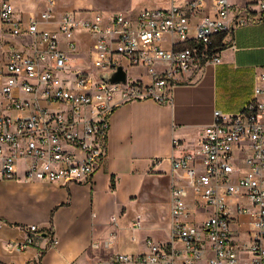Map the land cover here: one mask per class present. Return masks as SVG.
I'll use <instances>...</instances> for the list:
<instances>
[{"label":"built area","instance_id":"built-area-1","mask_svg":"<svg viewBox=\"0 0 264 264\" xmlns=\"http://www.w3.org/2000/svg\"><path fill=\"white\" fill-rule=\"evenodd\" d=\"M54 5L46 0L38 17L25 18L0 0V180L89 184L106 161L110 117L118 105H171L176 85L221 62L222 51L210 48L213 36L264 22V0H169L166 7L107 17L65 11L59 19ZM76 31L94 38L92 59L80 71L66 64L76 50ZM24 36L27 49L21 50L13 40ZM127 65L142 68L147 80L128 76ZM119 66L126 71L124 83L108 84L87 71ZM256 83L238 112L213 110L194 148L172 139L167 238L144 237L139 252L107 253L93 264H264V67ZM241 215L249 232L239 244L231 230H241ZM110 224L114 230L92 241V251L113 246L117 217ZM141 227L135 217L129 229ZM21 229L24 238L4 241L6 251L24 252L43 234L47 248L57 244L51 230ZM42 253L36 252L34 263Z\"/></svg>","mask_w":264,"mask_h":264},{"label":"crops","instance_id":"crops-1","mask_svg":"<svg viewBox=\"0 0 264 264\" xmlns=\"http://www.w3.org/2000/svg\"><path fill=\"white\" fill-rule=\"evenodd\" d=\"M227 40L221 62L206 65L190 82L176 85L171 105L143 100L114 109L107 158L93 174L91 184L0 180V264H93L107 253H126L119 250L121 237L124 230H130L135 217L142 220L140 230H167L168 223L161 224L163 216L152 215L149 210L159 204V188L167 186V198L169 195L172 139L185 148H194L214 109L233 114L252 98L256 75L264 67V54H260L264 51V22L239 28ZM13 41L21 50L27 49L26 36ZM136 77L147 80L143 74ZM154 160L160 161L153 164ZM165 206L168 212V202ZM111 216L117 217L120 230L113 246L92 251V241L101 242L114 230ZM29 225L51 230L56 246L47 248L48 238L41 235L24 252L6 251L3 242L22 240L25 233L21 227ZM231 232L241 244L249 230ZM144 237L152 238L146 233ZM39 249L43 253L34 263Z\"/></svg>","mask_w":264,"mask_h":264},{"label":"rangeland","instance_id":"rangeland-1","mask_svg":"<svg viewBox=\"0 0 264 264\" xmlns=\"http://www.w3.org/2000/svg\"><path fill=\"white\" fill-rule=\"evenodd\" d=\"M12 4L15 12L17 14H22L23 16L29 13H34L38 17L42 10H46V0H9ZM169 4V0H55V5L53 6V16L55 19H59L57 16L61 12L65 11H76L77 13L81 10L95 11L100 13L103 17H107L114 12H130L134 13L140 9L144 8H158L166 7ZM84 8V9H82ZM88 13V12H87ZM87 17L89 15L87 14ZM62 38V37H61ZM94 38L84 31H76L74 34V42L76 44V50L67 55L66 64L72 68V70L80 71L88 65V62L92 59V42ZM168 48V45L165 46ZM260 53V52H259ZM260 54H264L261 51ZM127 75L135 78L138 75H144L143 69L138 66H126ZM234 157L238 155L233 154ZM157 202L154 207L149 210L152 215L163 216L161 222L162 225H167L168 223V212L166 209L167 198V186L165 188L158 189ZM246 208H250L251 204L248 200L240 199ZM163 205V206H162ZM247 217L241 215L239 219L241 230H246L245 221ZM167 230H124L121 237V243L119 250L126 253H136L142 250L143 246L140 239L143 235L150 234L152 239L155 241L165 240L167 238ZM130 235H135L137 237L136 242H130L128 239ZM129 241V242H128Z\"/></svg>","mask_w":264,"mask_h":264},{"label":"water","instance_id":"water-1","mask_svg":"<svg viewBox=\"0 0 264 264\" xmlns=\"http://www.w3.org/2000/svg\"><path fill=\"white\" fill-rule=\"evenodd\" d=\"M96 78L105 81L108 84L124 83L126 80V71L121 66L117 67L114 71L99 72L91 68L90 70ZM45 234H43L44 236Z\"/></svg>","mask_w":264,"mask_h":264},{"label":"trees","instance_id":"trees-1","mask_svg":"<svg viewBox=\"0 0 264 264\" xmlns=\"http://www.w3.org/2000/svg\"><path fill=\"white\" fill-rule=\"evenodd\" d=\"M227 38H231V36H227L225 33L213 36L210 48L216 52L222 51L228 42Z\"/></svg>","mask_w":264,"mask_h":264}]
</instances>
